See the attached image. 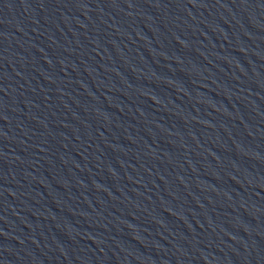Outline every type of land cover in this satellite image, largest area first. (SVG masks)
Here are the masks:
<instances>
[{
  "label": "water",
  "instance_id": "obj_1",
  "mask_svg": "<svg viewBox=\"0 0 264 264\" xmlns=\"http://www.w3.org/2000/svg\"><path fill=\"white\" fill-rule=\"evenodd\" d=\"M79 264H264V0H0Z\"/></svg>",
  "mask_w": 264,
  "mask_h": 264
}]
</instances>
